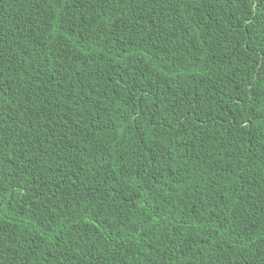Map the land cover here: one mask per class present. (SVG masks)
<instances>
[{
    "label": "trees",
    "instance_id": "1",
    "mask_svg": "<svg viewBox=\"0 0 264 264\" xmlns=\"http://www.w3.org/2000/svg\"><path fill=\"white\" fill-rule=\"evenodd\" d=\"M0 264H264V2L0 0Z\"/></svg>",
    "mask_w": 264,
    "mask_h": 264
},
{
    "label": "snow or ice",
    "instance_id": "2",
    "mask_svg": "<svg viewBox=\"0 0 264 264\" xmlns=\"http://www.w3.org/2000/svg\"><path fill=\"white\" fill-rule=\"evenodd\" d=\"M260 2H264V0H260Z\"/></svg>",
    "mask_w": 264,
    "mask_h": 264
}]
</instances>
